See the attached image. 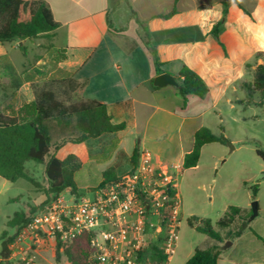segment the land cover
Returning a JSON list of instances; mask_svg holds the SVG:
<instances>
[{
	"label": "crops",
	"instance_id": "obj_1",
	"mask_svg": "<svg viewBox=\"0 0 264 264\" xmlns=\"http://www.w3.org/2000/svg\"><path fill=\"white\" fill-rule=\"evenodd\" d=\"M42 1L59 27L36 39L16 41L19 46L29 43L25 53L28 56L39 50L33 73L42 74L41 81L59 69L72 73L81 85L78 99L106 104L112 122L126 124L117 133L80 144L66 143L56 153L58 157L61 152L60 159L73 153L80 158L82 167L93 160L102 174L115 168L116 176H120L133 169L130 159L138 147L140 157L149 154L158 169L174 176L184 169V158L194 148L197 130L204 126L211 129L210 123H215L223 131L221 104L233 107L241 103L243 111L251 105L264 104L259 92H250L255 68L264 64V0L232 2L219 38L211 31L222 19L223 3L228 0ZM174 8L177 12L172 17H160ZM109 23L119 32H112ZM59 49L66 50L67 58L53 68ZM9 51L0 43V57L10 59ZM258 53L260 57H256ZM155 59L165 64L164 72L173 76L179 74L183 64L193 69L207 84L209 95L204 99L189 97L185 104L175 86L154 89L151 81L159 75ZM29 68L28 64L21 70L16 68L24 79L19 89L11 88L10 79L0 72L11 95L9 106L1 109H18L34 100L32 84L38 79ZM244 88L249 94L246 100L238 96ZM256 93L261 96L260 102L253 99ZM18 100L22 102L18 104ZM210 114L218 121L209 118ZM257 116L243 114L242 120ZM106 150L107 155L100 157ZM126 160L128 167L124 168ZM86 189L89 192L92 188ZM258 194L259 189L255 199ZM260 212L259 208L257 216ZM249 228L259 237L250 229L252 239H245V232L236 237L237 243L248 245L247 251L243 248L235 263L224 262L220 256L218 264H264V254H258L254 245L257 240L264 246V223L258 230Z\"/></svg>",
	"mask_w": 264,
	"mask_h": 264
},
{
	"label": "trees",
	"instance_id": "obj_2",
	"mask_svg": "<svg viewBox=\"0 0 264 264\" xmlns=\"http://www.w3.org/2000/svg\"><path fill=\"white\" fill-rule=\"evenodd\" d=\"M235 0H228L223 3L222 19L213 26L211 33L219 38V33L223 28L228 14L229 5ZM177 10L174 8L167 14L160 15L162 18L172 17ZM250 16L251 14L247 12ZM59 27L53 13L46 2L42 0H0V43L5 44L24 39H36L43 35H48ZM112 32H119L112 28ZM19 48L26 53L25 48ZM57 55L53 68L58 63L67 58L66 50H57ZM261 53L256 54L260 57ZM157 73H163L165 64H161L155 59ZM248 66V64H247ZM0 72L10 79V87L19 89L24 79L7 56L0 57ZM178 82L176 86L177 96L183 99L186 104L189 97L204 99L209 95V88L202 77L193 69L183 64L178 75H174ZM154 89H158L153 85ZM80 83L70 72L62 69L57 70L42 83H33L34 100L25 103L20 108H12L9 111L0 108V177L8 182H16L24 179L39 187L38 181L27 170L28 162L45 164V174L48 187L44 190L46 199L44 203H49L58 197L68 187L74 192L77 189L75 173L82 167L80 158L75 154H69L65 159H60L56 153L68 142L80 144L91 138H98L105 134L117 133L126 128L125 123L115 124L108 112L107 105L96 100L78 99L76 94L80 88ZM259 92L264 97V64L255 68L253 89L250 92ZM48 120L58 123L74 120L77 132L72 137L52 144L50 131L45 125ZM195 144L191 152L184 158L183 168L190 169L198 165L201 158L203 146L211 143L229 144L230 141L223 134L217 135L210 128L202 127L196 131ZM54 151V153H53ZM257 155L264 161V150L257 148ZM140 160L138 147L135 148L131 156V164L135 168ZM116 169L111 168L103 173V181L100 184L115 180ZM258 192L254 187L253 197L255 199ZM172 197L178 196V191L170 192ZM43 203V204H44ZM38 207H32L34 214ZM242 208L230 206L223 218L216 225L221 229H231L236 220L240 218ZM252 210L249 213L251 215ZM32 216H28L25 211H18L7 222L8 228L21 230L30 223ZM188 225L197 232L207 235L216 244L206 249H195L187 264H218L222 254L220 244L225 243L223 234L216 230L209 218L191 216ZM243 225L236 232H228V238L234 239L240 236L244 229ZM254 235L257 233L251 230ZM93 234L84 232L72 242L57 243L51 247L54 251L55 264H61L65 260H70L73 264H88L93 252L91 239ZM15 236L12 237V240ZM162 238H159V254H152L151 259L157 264L168 262L166 255L160 249ZM153 248L158 251L156 246ZM150 253V252H149ZM1 261L0 264H5Z\"/></svg>",
	"mask_w": 264,
	"mask_h": 264
},
{
	"label": "rangeland",
	"instance_id": "obj_3",
	"mask_svg": "<svg viewBox=\"0 0 264 264\" xmlns=\"http://www.w3.org/2000/svg\"><path fill=\"white\" fill-rule=\"evenodd\" d=\"M4 45L10 50V59L18 70L28 64L31 73H33V65L38 60L36 56L39 52L38 49L30 52L28 56L19 48L16 41ZM22 45L28 52L29 43ZM47 55V52L43 51V57L47 58ZM33 74L38 79V82L35 83L45 81H41L43 79L42 74ZM5 86V79L0 75L1 108H7L11 103V95ZM3 90H6V93L3 94ZM238 96L246 100L249 94L244 88L242 95L238 92ZM252 96L254 101H261V96L258 93ZM17 102L20 104L22 101L18 100ZM220 108L222 110L221 117L223 121L221 125L223 131L215 123H210L211 129L217 135L223 134L229 139L230 143L226 145L220 143L205 145L202 148L201 158L196 167L180 170L178 174L174 175L182 220L177 251L167 264H187L195 249H206L216 244L207 235L197 232L188 225V219L191 216L211 219L214 228L223 234L226 241L220 244L222 245V260L224 262L232 261V263L239 260L243 248L245 252L247 251L248 245L237 243L236 237L230 240L228 232H236L245 225L244 238L252 239L249 227L258 230L260 225L264 223V161L256 153L257 148L264 150V104L251 105L250 108L244 111L241 103H235L233 107L221 104ZM253 113H257L258 116L254 119L242 120L243 114L246 117ZM209 118L218 121V118L213 114H210ZM45 125L50 131L53 145L64 138L73 136L77 132L74 120L69 123L48 120ZM60 153H58V157L61 156ZM107 153L108 150L101 153L100 157L106 156ZM124 163V168H127L128 161L126 160ZM27 170L34 175L39 187L24 179L12 183L0 177V254L5 264H14L8 260V257L11 244L20 232L16 228H8V220L18 211H25L28 216H32V207H38L46 199L44 190L48 187V182L45 174V164L29 162ZM74 177L77 189L74 192L72 189H66L63 195L67 199L80 200L88 197L87 187L95 188L99 186L103 174L98 170V164L91 160L77 171ZM255 186L259 189L257 199L253 198ZM254 201L259 203L261 212L259 216L250 221L252 213L250 216L249 213L252 210V202ZM230 206L241 207V216L231 229H221L216 223L224 217ZM13 236H15V239L12 240ZM159 238L161 237L159 236ZM254 245L258 254H264L262 241L254 240ZM34 255L37 262L41 264H55L54 251L51 247H46L41 251L37 250Z\"/></svg>",
	"mask_w": 264,
	"mask_h": 264
},
{
	"label": "built area",
	"instance_id": "obj_4",
	"mask_svg": "<svg viewBox=\"0 0 264 264\" xmlns=\"http://www.w3.org/2000/svg\"><path fill=\"white\" fill-rule=\"evenodd\" d=\"M176 186L172 174L158 169L150 155H144L132 170L90 189L88 197L67 199L62 192L39 205L12 243L8 260L41 264L35 251L90 232L93 252L88 264H157L151 253L159 254V236L160 249L169 262L177 251L182 220L179 198L170 194Z\"/></svg>",
	"mask_w": 264,
	"mask_h": 264
},
{
	"label": "water",
	"instance_id": "obj_5",
	"mask_svg": "<svg viewBox=\"0 0 264 264\" xmlns=\"http://www.w3.org/2000/svg\"><path fill=\"white\" fill-rule=\"evenodd\" d=\"M153 85L159 88L167 87V86H178V82L175 79V77L169 73V72H164L162 74H159L156 76L153 80ZM234 147L232 146V149ZM71 187H68L67 190H70ZM259 213V205L257 201L252 202V216L250 220L255 219V217Z\"/></svg>",
	"mask_w": 264,
	"mask_h": 264
}]
</instances>
